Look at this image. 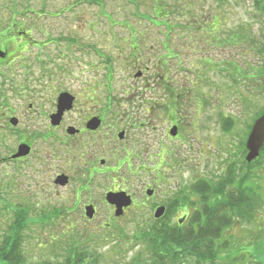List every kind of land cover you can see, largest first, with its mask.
Listing matches in <instances>:
<instances>
[{
    "label": "rangeland",
    "instance_id": "1",
    "mask_svg": "<svg viewBox=\"0 0 264 264\" xmlns=\"http://www.w3.org/2000/svg\"><path fill=\"white\" fill-rule=\"evenodd\" d=\"M93 1L0 0L1 20L16 15L22 22L24 17V27H29V31L33 25L39 29H52V35L62 33L70 39L78 36L82 45L96 44L112 60V102L115 103L111 117H107L110 127L105 129L109 130V146L113 149L108 155L111 162L107 167H113V174L96 175L91 185L94 188L92 194L86 186L80 187L81 181L88 179L87 171L88 168L93 169L92 165L97 171L102 166L100 158L104 154L98 142L105 138V130L93 139L88 136L86 144H76L74 152L70 153V165L64 161L53 162L37 135L34 138L37 152L32 158L16 165L17 170L11 165L12 176L0 170V247L4 245L9 230L25 217L24 224L28 227L20 236L28 263L67 264L69 253L76 250L87 252L85 264H152V253L143 234L162 221L178 224L175 220L179 217L167 214L157 219V207L169 198L179 196L181 191L187 194L190 188L194 189L193 186L202 184L203 180L215 184L219 180H227L225 178L230 174L235 179L234 189L238 186L252 187L250 194L259 198L260 205L251 221L235 223L226 233L227 238L232 240L229 252L223 253L217 264H264V157L255 163L257 165L252 170L243 164L244 141H247L254 118L264 111V91L259 90L264 83L252 80L254 71L264 67V18L256 1L142 0L141 15L154 17L153 5L158 8L161 4L164 10L160 11L172 15V26L180 29L199 15L210 25L220 26L217 35L220 44L209 43L207 34L201 38L191 32V48L174 45L178 56L170 61V77L167 81L160 80V83L153 80V74L162 72L155 66L157 59L168 63V57L162 56V34L166 33V28H155L136 21L131 25L123 24L125 17L132 16L130 13L134 11L125 0H99L97 4ZM16 4L20 8L14 9L11 16L8 8L16 7ZM25 4L29 10H25ZM17 12L22 13L17 15ZM104 13L113 16L116 22L108 23ZM126 25L133 27L137 33L151 36L149 44L156 49L154 56L131 57L119 51V46L112 39L113 34L127 37L130 32ZM240 31L243 33L240 34ZM33 33V41L43 42L45 37L40 30ZM178 33H182L185 40L188 37L183 31ZM231 36L244 40L240 39V43L231 40L228 45L226 43ZM66 46L67 42H62L66 56L61 63L66 69H71V77H63L64 89L83 94L86 84L95 82L98 85L97 98L101 102L96 109L99 112L106 102L104 84L108 83L105 77L109 67L104 57L94 58ZM29 48V53L22 55L27 63L42 55L41 47L30 45ZM73 54L79 59L78 63L66 60ZM39 63L27 66L32 71L29 80H40ZM89 64L95 65L96 70L89 71ZM19 67L14 73V80L25 81V71ZM147 68H150L148 74L144 73ZM2 70L11 76V69ZM139 73H144V76ZM165 84H170L171 89ZM39 85L32 99L35 102L33 118L41 112L42 91ZM172 90L175 99L169 103L167 99ZM83 107L84 103L79 100L77 111L69 116L70 123L78 122L79 111ZM175 107L177 111L174 113L172 110ZM143 117L151 129L148 133L134 129L144 123ZM176 120L181 123L182 141H173L167 131L169 122ZM126 130L127 137L123 141L118 140V133ZM133 138L139 143L134 144ZM14 140L12 138L10 145L14 146ZM90 140L97 142L91 143ZM124 147L138 157L128 163L130 169L133 164L135 168H142L143 172L138 173L139 169H136L132 171L137 174L131 175L126 168L120 172L114 155L117 151L123 156ZM162 147L171 149V155L163 160L168 163L166 168L160 161ZM6 153L1 151V156ZM129 159L132 160L131 154ZM58 168L69 176L73 175V182L66 187L53 184ZM157 170L166 174L165 181L158 185L155 183L159 175ZM249 171L253 179L243 185L247 176H252ZM10 183H14L12 187ZM232 185L225 191L233 189ZM147 190L154 191L151 197L146 195ZM109 191L130 195L135 206L121 217H116L115 207L105 201ZM88 203L93 204L97 212L92 220L84 213V206ZM18 207L26 212V216L21 211H12V208ZM229 257L237 260L232 262Z\"/></svg>",
    "mask_w": 264,
    "mask_h": 264
},
{
    "label": "flooded vegetation",
    "instance_id": "2",
    "mask_svg": "<svg viewBox=\"0 0 264 264\" xmlns=\"http://www.w3.org/2000/svg\"><path fill=\"white\" fill-rule=\"evenodd\" d=\"M125 1L128 6H133L134 11L133 13H130L132 16L125 17L122 22L123 24L127 23L131 25V22L136 21L143 25L161 28L159 21L162 18H160L159 16L150 18L140 15L139 9L141 7L140 2H142V0ZM97 2H99V0L93 1L94 4H97ZM51 18L55 19L56 17L52 16ZM27 19L29 20L30 18ZM104 19L108 23L116 22V19L113 16H109L108 14H105ZM9 20L12 19H0V23L3 24V21ZM126 26L130 32L127 37H119L117 34H113L114 37L112 39L114 40L115 44L119 46V51L123 55L131 57L154 56L156 49L154 45L149 44L151 36L149 37V34L144 32L137 33L133 27H129L128 25ZM10 28H8L9 31L2 32V27L0 26V52L3 55V57H0V170L12 176L11 170L13 167L11 165L14 166V170H17L16 165L26 163L30 158H32L37 152L36 141H34V138H36L37 135H39V139H42L44 150L46 151V153H48L53 162L58 163L64 161L70 165L72 161L70 158V153L72 151L74 152L73 148L76 144H78L79 146L82 142L85 143L88 141V136L92 137L93 139L94 136L100 134L101 131L106 129V127L107 129L110 127L107 123V117H111L110 115L112 113L113 105L112 82L114 78L112 73V60L103 51H101V49L98 48L96 44L82 45L80 42L81 40L78 36H74L73 39H70L62 33L52 35V29H39L33 27V25L30 27V31L29 27H17L16 29L15 27H13L12 29ZM34 30L41 31V33L45 37L43 42L36 43V41H33ZM166 30V33L162 34V47L164 51L162 56L168 57V63L167 61H163L162 59H157L155 66L159 70L162 69V72L160 73L158 71L157 73L153 74V80H155L156 83H160V80L167 81V79L170 77V61L174 60V58L178 56L173 49L174 45H185L186 48L192 47L191 32L193 30V26L190 22L185 24L183 29H180L175 25L172 26V23H169L167 24ZM182 31L186 36H188L186 40L182 37V33H178ZM65 41L67 42L66 47H68V49L74 47L76 50L83 52L85 55H91L94 58H96L97 56H100L101 58L104 57V60L109 67V71L105 77L108 83L104 84L106 102L99 112H96V109L97 105H99L101 102H99L100 100L97 98L96 87L98 85L95 82L92 81L93 83L90 82L86 84L83 94L81 91L78 92L69 88L64 89V84H62L63 77H71V69H66L64 63H61L64 62V58L66 56V52L62 48V42ZM217 44L220 43L217 41ZM30 45H36L37 47H41L39 49H42L41 57L36 58V60H33V62L30 60L32 64L27 63L28 61L24 57H22L23 53H29ZM49 50L52 51L50 52ZM158 55L160 56L159 50ZM70 58L67 57L66 60H70L72 61V63H78L79 61V59L76 58V54H73ZM23 61L25 62V64L23 63ZM34 62H40L39 68L41 78L39 81L29 80L30 72L32 71L31 68L27 66L33 65ZM18 66H20L19 68H22V70L25 71V81L14 80V73L16 72ZM88 67L89 71L96 70L95 65L89 64ZM2 68L11 69V76H8L6 72L2 70ZM149 71L150 68H147L144 73L148 74ZM144 73L139 74L143 77ZM38 84H41L39 85V87H41L42 91V98L40 99V101L42 102V106L39 109L41 112H38V114H36L33 118L35 102H33L32 99L35 98L34 91L37 92L36 87ZM165 85H168V88L171 89L170 84ZM80 94H82L81 99L79 96ZM62 95H68L67 99L73 101L72 108L70 110L61 111L60 98L62 97ZM174 99L175 98L173 97L172 90L167 101L171 103ZM79 100L80 102L82 101V103H84L85 107H83L82 111H79V117L77 118L78 122L70 123L69 116L77 111V104L79 103ZM170 116L173 119V116ZM146 118H150V116H147ZM146 118L143 117V119H145L144 123H140L139 127H134V129H138L139 131H143L146 133L150 132L151 129L149 128V123H147ZM93 119H99L101 121L99 129H97L96 131L90 130L88 128V124ZM169 119L170 117H168V119L166 118L167 121ZM130 122H132V120H130ZM169 125L170 126L167 128V131H169V137L173 138V141L177 139L182 141V129L180 121H171L169 122ZM173 127L178 128V135L175 137L170 134V130ZM154 130L157 131V129ZM108 132L109 130L103 131V133H105V138L99 140L98 142L99 149L105 156L100 158V164L102 166L100 167L99 171H97L95 165H92L93 169L89 170L88 168V174L86 172V174L88 175V179L81 181L82 185L80 187L86 186L91 194L94 192V188H91V185L96 180L94 178L96 175L108 174L111 176V174H113V167H107L108 163L111 162L108 155L113 151L112 147L109 146L110 142L108 140ZM121 133L124 134V137L122 139H120L119 137ZM126 137L127 130L118 133V140L123 141ZM12 138L15 139L14 146L10 145L12 142ZM135 140L136 138L132 139V142L134 144L139 143V141L135 142ZM89 142H91V140ZM93 142H97V140H93L91 143ZM85 144H83V146ZM23 146L29 149V154L23 157L16 158L20 148ZM1 151H7L5 156H1ZM170 151L171 149L162 147V155L160 156V161H162V164L165 165V168L168 163L163 160L165 159V157L168 158V155H171ZM123 152L125 153L123 156L122 154L117 153V151L114 155L116 157L115 160L117 161V165H119V170H123V168H126L131 175L137 174L133 173L132 170L139 169L138 173L143 172L142 168H135L133 164V167H131L130 169L128 163H130V161L133 162V160L138 157L135 156L131 152V150H128V147H124ZM130 154L132 156V160H127ZM59 169L60 168H58V171L52 179L53 184L56 187H66L68 184H70V182H73V175L69 176L67 173L65 174ZM157 171L159 175L158 177H156L157 181L155 183L158 185L159 183L161 184L165 181L166 174H162V172L159 173L160 170ZM63 176L68 179L65 186L58 183L60 181L59 179H61V177ZM13 184L14 183H10L9 186L12 187ZM112 192L113 191H109L107 192V194ZM147 201H149V199H147ZM208 204L209 201L207 194L204 193V195L200 196L198 193H194V190L190 188L187 194L185 191H181L179 196L169 198L163 205L158 206L156 210L164 208L165 215L168 214L169 216H171L172 214H175L176 216H179L178 220H174L178 223L179 226H182L194 215L203 216L208 210ZM134 206L135 202L133 200L132 206L128 209H125L124 213ZM89 207H93L96 212L94 205L88 203L84 206L85 215L86 209ZM12 211H14V213L17 211H21V214L24 213L26 216V212H24L21 207H18L17 209L12 208Z\"/></svg>",
    "mask_w": 264,
    "mask_h": 264
},
{
    "label": "trees",
    "instance_id": "3",
    "mask_svg": "<svg viewBox=\"0 0 264 264\" xmlns=\"http://www.w3.org/2000/svg\"><path fill=\"white\" fill-rule=\"evenodd\" d=\"M255 1L260 9V15L264 18V0ZM18 7L19 5L8 8L11 16H13L14 9ZM23 7H25V10H29L26 4ZM160 7L162 6L160 5ZM161 9L164 10L163 7ZM22 12H17L16 14L20 15ZM23 13V15H26L25 12ZM165 15H169V13H165L164 11L159 12L160 18L162 16L165 17ZM11 19L12 20L4 22L3 24L0 23L2 32L9 31L8 28L10 27V29L13 27H15V29L17 27L25 28L24 17L22 22L17 19L16 15ZM190 23L193 26L192 32L197 36L203 38L202 36L207 34L209 35V43L217 44V41L221 43L217 38L219 33L218 29L220 28L219 25H210L209 22H205V19L203 20L200 15L199 17H195ZM203 24L205 26H202ZM239 33L241 34L243 32L240 31ZM237 38L238 37L231 36L226 44L229 45V41L231 40L236 42ZM240 39L244 40L243 38H239L238 41H240ZM254 79L259 80V84L264 83V67H258L254 71L252 80ZM259 90L264 91V86H259ZM114 105L115 103L112 105V112ZM172 111L176 112L177 107L173 108ZM263 113L264 111L260 114ZM245 142L246 141H244L243 147L245 146ZM246 153L247 151L245 150L244 155H246ZM263 157L264 147L257 160L252 163H247L244 160L243 164L248 170H252V168L257 165L255 163L263 159ZM250 174L252 175L251 172ZM231 177L232 176L229 174L228 177L225 178L227 179L225 181L219 180V182L215 184L204 181L202 184L199 183L193 186L194 193H198L200 196L204 195L205 192L207 193L209 201L208 210L203 216L194 215L182 226L178 224L173 225L171 221H162L160 224L145 231L143 239L149 244L152 253V264H217L221 259V255L229 252L232 240L230 237L227 238L226 233L232 229L235 223L251 221L260 205L259 198L250 194L252 187L248 186L247 188H243L238 186L234 189L233 186L236 185L234 183L235 179ZM252 179L253 175H248L243 185ZM230 184H233V189L225 191ZM24 218H20L5 237L4 245L0 247V264H51L50 262L28 263L26 261L21 247L22 239L20 236L21 232L23 233V230H26L28 227V225L26 226L24 224ZM85 253L87 252L72 250L68 255L67 264H85L87 260ZM229 258L232 262L237 260V258Z\"/></svg>",
    "mask_w": 264,
    "mask_h": 264
},
{
    "label": "water",
    "instance_id": "4",
    "mask_svg": "<svg viewBox=\"0 0 264 264\" xmlns=\"http://www.w3.org/2000/svg\"><path fill=\"white\" fill-rule=\"evenodd\" d=\"M0 57L3 55L0 52ZM139 76V75H138ZM68 95H62L60 98V107L61 111L70 110L72 108V102L67 99ZM101 125V121L99 119H93L89 124L88 128L90 130L96 131ZM170 134L175 137L178 135V128L174 127L170 131ZM120 139L124 137V134H120ZM264 146V114L261 116L253 125L252 131L248 137L246 148L248 150V155L246 157V161L248 163L253 162L260 156L261 149ZM29 154V149L25 146L21 147L19 153L17 154L16 158L23 157ZM60 185L65 186L67 184L68 179L66 177H61L59 179ZM153 191H147L148 196L153 195ZM107 202L116 207V216L121 217L124 214V209L129 208L132 205V198L124 192L121 193H109L106 197ZM165 209H159L156 212L155 218L159 219L164 215ZM95 215V210L93 207H89L86 209V216L90 219H93Z\"/></svg>",
    "mask_w": 264,
    "mask_h": 264
}]
</instances>
